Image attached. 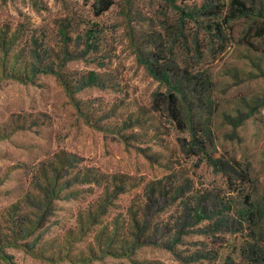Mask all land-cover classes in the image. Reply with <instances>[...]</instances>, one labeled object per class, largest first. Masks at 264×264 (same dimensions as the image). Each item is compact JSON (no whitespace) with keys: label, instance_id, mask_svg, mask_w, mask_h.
<instances>
[{"label":"rangeland","instance_id":"obj_1","mask_svg":"<svg viewBox=\"0 0 264 264\" xmlns=\"http://www.w3.org/2000/svg\"><path fill=\"white\" fill-rule=\"evenodd\" d=\"M197 20L164 0H0V264H264V18L218 42ZM154 52L196 78V143L164 109L193 95L148 72Z\"/></svg>","mask_w":264,"mask_h":264},{"label":"trees","instance_id":"obj_2","mask_svg":"<svg viewBox=\"0 0 264 264\" xmlns=\"http://www.w3.org/2000/svg\"><path fill=\"white\" fill-rule=\"evenodd\" d=\"M164 2L180 16V18L183 20V24L184 21H190L193 23H200L201 25L202 23L197 20V16H200L204 19H210V21L207 22L208 24L207 26H205V28L207 32L214 35L216 42H218L220 39H226L227 35H231L232 23L235 20H238L240 18L252 17V21L256 22L255 19L257 20L258 17L264 18V3L262 0H259V2L257 3H252L250 6H248V4L243 0H229V3H220L215 0H209L204 6L200 8L197 13L188 12L181 6L177 5V0H164ZM194 45L195 56L196 54L198 56L203 55L204 48H200V44L196 42V38L194 39ZM225 49L226 48H221L219 49V51L221 52ZM185 61L186 59H184L183 63ZM142 63L146 66L148 72L154 78L169 85L173 90H175L174 93H178L181 95H184L185 93H191L193 95V97L190 99L182 98L187 107L186 111L183 107H181L179 101L174 98L172 94H169L165 99L164 109L174 118H178V116L183 118L185 117L186 119L189 118L192 125L190 132L192 142L196 143L198 141L196 137V129L193 127V119L196 116V111L195 109L193 110L192 103L196 101H202L200 98L196 97V90L198 87L196 84V78L193 77L192 73H190V79H186L183 81L181 79H176L173 83L171 80V74H174V71L177 70L179 64L177 63L176 59L171 60L162 58L161 54H159L158 52H154L149 56V58L143 59ZM90 75H92L90 83H93L94 81H96V76L94 73H91ZM202 86L203 84H201L200 87ZM196 98L198 100H196ZM200 149L204 152L208 163L213 166L215 170L222 171L220 158L215 156L211 150L204 147L203 145H200ZM249 199V197L244 198V203L236 210V215L245 221L253 222L255 212L253 205L249 203ZM228 207L229 206H226V208ZM200 219H203V217L200 216Z\"/></svg>","mask_w":264,"mask_h":264}]
</instances>
